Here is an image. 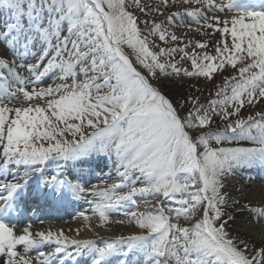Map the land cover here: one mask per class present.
I'll list each match as a JSON object with an SVG mask.
<instances>
[{
	"label": "snow or ice",
	"instance_id": "1",
	"mask_svg": "<svg viewBox=\"0 0 264 264\" xmlns=\"http://www.w3.org/2000/svg\"><path fill=\"white\" fill-rule=\"evenodd\" d=\"M131 4L130 12L126 0H0V69L7 70L0 72V154L4 168L26 169L0 184V264H33L31 250L53 242V252L39 251L36 264H50L53 253L67 254L69 246L70 259L86 252L89 264H112L116 256V264H129L133 252L132 264H264V207L246 212L245 189L237 190V199L225 183L245 170H264V108L257 105V98L264 103V9L240 0ZM177 4L183 12L157 22L154 11L165 15ZM136 12L144 15L146 32ZM221 13H232L231 19ZM185 17L220 35L214 54L189 55L172 46L180 37L166 25ZM177 54L190 69L181 70ZM228 66L231 82L224 77ZM213 73L225 82L217 92L224 98L213 100L211 109L195 98L191 108L188 97L173 101L169 90L177 77L211 81ZM14 100L20 106H9ZM40 101L47 107L37 106ZM245 102L255 106L247 119ZM216 116L226 122L223 131L212 128ZM49 162L55 170L45 176ZM102 165L115 172L105 188L90 182L93 167L103 172ZM34 177L40 178L36 195L50 208L87 200L101 226L111 210L137 195L164 199L155 213H127L141 234L97 246L62 230L33 232V221H9L20 215V197ZM122 187L126 194L117 191ZM79 215L90 219L85 211ZM181 216L188 226L178 222Z\"/></svg>",
	"mask_w": 264,
	"mask_h": 264
},
{
	"label": "rangeland",
	"instance_id": "2",
	"mask_svg": "<svg viewBox=\"0 0 264 264\" xmlns=\"http://www.w3.org/2000/svg\"><path fill=\"white\" fill-rule=\"evenodd\" d=\"M244 1L245 0H240V3L242 5H245V6L248 5L247 7H250V8H257L258 10L264 9V5H260V6L256 7L253 5V3L245 4ZM140 2H141V4L148 3L151 6V5L157 4L159 2V0H140ZM224 2H226V0H224ZM259 2L261 3L262 0H259ZM126 3L131 5L127 10L130 12L133 11L135 6L131 4V0H126ZM173 10H179V11L183 12V9L179 7V4H177L175 7H172L170 5L168 8V11L165 13V15H160L159 13H157L155 11L153 12V15L155 16L157 22L167 21V16ZM135 14L139 17L138 27L140 29H143L146 32L147 30L145 29V26H144V15L140 14L139 12H136ZM220 15L222 18H227L230 20L232 13H229L227 17H225L223 13H221ZM4 19H5L4 15L2 13H0V28L3 27ZM149 19H151V17H149ZM181 25H183V26H181ZM166 26L168 27L169 33H173V34L177 35L178 37H180V39L177 42L172 43V46L173 47H184L186 49L187 54H189V55L192 54L193 52H200L201 54H203L205 51H207L208 54H214L215 53V47L219 46V41L221 39L220 35L218 33L210 32V30H208L206 28H202L201 25H197L194 21L191 20V18L185 17L182 21L176 20L171 25H166ZM198 29H199V31H198ZM149 39L151 40L152 37H149ZM155 39L158 41V35L155 37ZM197 42L209 44L210 47H208L206 50L205 49H195L194 45ZM228 42L229 43L231 42L230 36L228 37ZM127 51L131 52V49H128ZM181 55H183V54H177L173 58L174 61L182 64V69H181L182 71L186 70V69H190V62H182L180 60ZM132 58L134 60V56ZM0 72L6 73L7 70L6 69H0ZM25 74L26 73H24V72L21 73V75H25ZM231 74H232V70H231L230 66H228V72L224 73V77L228 78L229 82H231L230 81ZM213 76H214V79H212L211 81H208L204 77L184 78L183 81H181L180 78L177 77V79L174 81V83L176 84V88L169 90L170 94L173 98V101L175 102L176 100H180V103H183V100L181 99V97H188L189 98L188 108H191V107H193V98H195V102H198L199 104L204 105L206 108L211 109L213 107V105H212L213 100L219 101V100L224 98L223 95L218 96L217 92H219L222 89L223 84L225 82L224 78H222L219 73H213ZM51 82L52 81L50 79L45 81L46 84L51 83ZM153 83L156 84L157 82L153 81ZM181 85H183V87H181ZM26 87L29 91H31V88H32L31 84H28ZM226 91L228 94H230V89H227ZM5 103H8L7 98H5ZM24 103H25V105L30 106L29 102H24ZM31 103H36V102L33 101ZM13 105L14 106H20V101L14 100L12 102V104H10L9 106H13ZM257 105H259V108H264V103L260 102V98H257ZM37 106H43L45 108L47 107L43 101H40L37 104ZM216 107L218 108V105ZM253 107H255V106L248 105L247 102H245V104L243 106L245 119H247V117L249 115H254V112L252 110ZM181 114L185 115L186 112L182 111ZM215 119H216V124L212 125L213 130L214 131H223L226 122H222L218 116H216ZM232 120L234 122L235 117H233ZM194 135H195V133H194ZM229 135H232V133H229ZM244 143H247V142H244ZM0 153H2V149H0ZM49 163H55V162H49ZM0 166H3L2 154H0ZM108 172L99 173L96 180H94V181L90 180V182L92 184L99 185L100 188L108 187L113 182V177H115V175L112 174L111 177L104 179L103 177L106 176ZM10 173L15 174L16 171L11 170ZM262 177H263L262 180H264V176H262ZM137 186H142V185L138 184ZM117 191L120 194H126L128 189L122 187L121 189H118ZM226 191L231 192L227 186H226ZM234 195L236 196L237 199L239 198L237 194H234ZM88 199H96L97 201H99V198L88 197ZM163 199L164 198L161 197L158 200L149 194L137 195V196L132 198V202L125 203L124 205L119 206L118 209L111 210L109 212V219L114 220L115 222L111 223L110 225L120 229L121 233H116L115 235L103 236L105 238L102 239L101 241H99L98 244H96V245L97 246H103L105 242H112L117 237H121V236L127 237L129 235L141 234L142 230L137 227V225L135 224L134 221H132L131 224L122 223V222L117 223L118 217H116L117 215L113 214L115 210H120V212H122L123 211L122 209H124V210L126 209L125 211L122 212L126 216H128L127 213H130L131 211L155 213L158 205L161 203V201H163ZM81 203H82V205L89 207L87 200H81ZM164 203H165V207H167L169 205V203H171V205L173 207L176 206L175 201H171V202L164 201ZM257 207H264V205H259V204L254 205V206L250 205L249 209H246V212L251 211L252 209L257 208ZM194 218H195V214H193L192 219L194 220ZM89 221L90 222L99 221L98 214H97V217H90ZM173 222H177V221L173 220ZM178 222L183 226H188V221H186L183 218V216H181V218ZM96 230H98L97 231L98 233L104 234V229L102 226L100 228H97ZM123 230H126V231H123ZM55 247H56V245L50 244V245L43 247L42 249H40L38 251H33V252L29 253V255L32 258H35V257H37V254L39 251H44L45 253H49V252H53V249ZM120 247L123 248V247H125V245H120ZM68 249H69V252H67V254H65V253L62 254L61 257H56L53 254L52 259L50 260V264H56L57 262H59V263L68 262L67 264H72L76 261V259L80 260V258L82 256L81 254H79L76 257H72L70 259L69 256L74 251V249H71V246H69ZM133 255H136V253L133 252L128 257L129 264H132ZM112 259H113V264H116V262L120 259V257L116 256V257H113ZM137 264H139V260L137 261Z\"/></svg>",
	"mask_w": 264,
	"mask_h": 264
},
{
	"label": "bare ground",
	"instance_id": "3",
	"mask_svg": "<svg viewBox=\"0 0 264 264\" xmlns=\"http://www.w3.org/2000/svg\"><path fill=\"white\" fill-rule=\"evenodd\" d=\"M251 1L258 2V0H251ZM101 167L103 168V172L101 173L108 171H109L108 173H111L110 176L107 173V175L103 177L104 179L111 177L112 174L115 175V172H113L111 166L104 167L102 165ZM9 170L16 171V175L22 176L26 169L24 166H16V165H8L7 168H4V166L0 167V184L12 180L13 176L8 175V173H10ZM54 170H55V163H49L46 167H44L43 174L47 176L53 173ZM69 171L73 177L78 176V172H79L78 169L70 168ZM94 173H97L98 175L100 173V169H95V167H93V174ZM261 173H262V169L259 168L245 170L244 173L237 174L236 176L227 177L225 181L227 184L226 186L232 193L237 194L238 197H239V192L237 190L245 189L246 195L249 197L251 201L250 205L252 206L257 204L264 205V203H261V201L264 200V180H262L263 177ZM249 176L251 177V181H249ZM39 180H40L39 177H34L29 182V186L26 192L20 197V202H19V208L21 209L20 215L9 216L8 219L10 222L21 225V222L23 223L24 221H26V216H24L23 213L25 212V209H28L29 212H33L34 214L29 219V221H33V229H32L33 232L53 231L59 233L62 230L63 234L69 237L70 239H87L94 241L95 244H98L99 241L104 239L105 237L103 236L115 235L116 233H121L120 229L110 225L111 223L115 222L114 220H110V219L107 222H105L102 226L104 229V234L98 233L97 232L98 230L96 229L101 227L100 221H93V222H90L89 220L85 221L84 218L79 215V213L81 211H85L90 217H97V215L93 216L90 208L82 205L80 201L69 203L58 209L50 208L40 196L36 195L39 186ZM90 180L91 181L96 180V176L93 175L90 178ZM122 210L125 211L126 209L125 210L122 209ZM122 212H120V210H115L114 213L113 212L112 213L117 215L116 217H118L117 220L119 222L131 224L132 221L130 222V217L124 215ZM39 221H44V222L43 224H41ZM19 230L20 229H17V231ZM47 245L41 246L40 249H42ZM51 245H55V243L53 242ZM40 249H32L31 252L38 251ZM71 249L73 248L71 247ZM19 250L23 251L22 247L19 248ZM67 252H69V249L67 250ZM62 254L64 253H61L59 257H61ZM79 254L80 252L77 251L76 256H78ZM32 259H33V264H36L37 257ZM111 260L113 264V259L111 258ZM88 262H89L88 254L85 252L81 256L79 260V264H83V263L86 264ZM67 263L68 262L65 263L57 262L56 264H67ZM72 264H75V262Z\"/></svg>",
	"mask_w": 264,
	"mask_h": 264
}]
</instances>
